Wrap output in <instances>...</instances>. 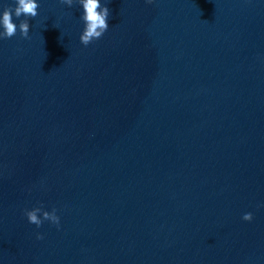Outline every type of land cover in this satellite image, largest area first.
<instances>
[{"label":"water","instance_id":"obj_1","mask_svg":"<svg viewBox=\"0 0 264 264\" xmlns=\"http://www.w3.org/2000/svg\"><path fill=\"white\" fill-rule=\"evenodd\" d=\"M37 2L0 40V264H264V0H101L88 46Z\"/></svg>","mask_w":264,"mask_h":264},{"label":"clouds","instance_id":"obj_2","mask_svg":"<svg viewBox=\"0 0 264 264\" xmlns=\"http://www.w3.org/2000/svg\"><path fill=\"white\" fill-rule=\"evenodd\" d=\"M62 4L71 6L73 0H60ZM151 3L152 0H147ZM82 6L81 19L84 21L85 27L80 35V41L84 46H88L95 40H99L108 30V18L110 16V9L107 4H102L101 0H79ZM40 5L37 0H14L13 6H5L0 12V40L10 39L17 34L19 30L22 38H29V20L27 18H35L38 15ZM13 16L17 19L25 17L20 20L19 24L14 22ZM57 210L52 209L51 212L43 209L42 206L34 207L31 210L26 209L24 214L29 223L36 225L38 228L44 221H49L57 228L60 226V217L56 214ZM42 213V216H41ZM244 221H252L253 214L251 212L245 213L242 217ZM36 238L42 240V234L37 233Z\"/></svg>","mask_w":264,"mask_h":264}]
</instances>
